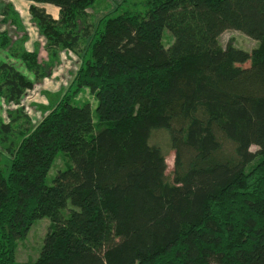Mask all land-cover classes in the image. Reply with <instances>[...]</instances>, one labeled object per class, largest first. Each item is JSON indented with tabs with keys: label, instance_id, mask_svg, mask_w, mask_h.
I'll list each match as a JSON object with an SVG mask.
<instances>
[{
	"label": "trees",
	"instance_id": "trees-1",
	"mask_svg": "<svg viewBox=\"0 0 264 264\" xmlns=\"http://www.w3.org/2000/svg\"><path fill=\"white\" fill-rule=\"evenodd\" d=\"M25 1L59 9L57 19L31 9L53 62L22 53L32 80L0 60V97L19 104L67 49L83 56L74 84L94 95L97 122L66 94L17 133L8 176L0 167V264H15L18 241L45 218L31 264H264V0H148L144 18L98 22L97 0ZM229 30L259 48L223 47ZM160 131L171 177L151 143ZM60 152L73 165L48 186Z\"/></svg>",
	"mask_w": 264,
	"mask_h": 264
},
{
	"label": "rangeland",
	"instance_id": "rangeland-1",
	"mask_svg": "<svg viewBox=\"0 0 264 264\" xmlns=\"http://www.w3.org/2000/svg\"><path fill=\"white\" fill-rule=\"evenodd\" d=\"M147 1L97 0L94 7L89 9V14L95 17L96 22L105 15L115 17L120 14L126 15L127 12L136 13L139 17L144 18L147 15L145 10ZM47 5L25 0H0V33L7 36L6 45L2 46L4 38L3 35H0V60L13 65L18 71L32 80L35 79L34 74L24 65L21 59L22 53L26 51L37 52L40 60H42V63L45 62V65L46 63L50 65L54 58V55H49L47 51L48 40L46 35L42 32L41 27L31 13L32 7L41 8L47 12L44 8ZM163 42L166 47H169V44L172 43V37L167 31L164 33ZM220 43L223 47L232 43L236 48L248 53L260 46L259 42L235 30L224 32L220 37ZM57 55L56 63L51 66H44L47 68L45 75L51 73V76H47L41 81H36L34 88L25 94L19 104H8L0 97V121L5 123L14 122L12 128L15 130L7 134L4 132L0 133V167L5 176H8L11 166V157L8 149L13 141H19L17 133L25 131L27 126L29 129L36 126L60 103L66 94L72 95L69 97L72 104L79 106L89 104L92 109L94 122H97V100L94 95L91 94L88 88H80L78 93H76L77 87L74 84L83 56H79L67 49L58 51ZM249 65L247 63L244 67H249ZM29 119L31 123L27 124ZM156 135L153 136L151 143L160 146L166 152L168 166L166 174L171 177L174 170L175 151L171 148L167 132L160 131ZM257 149V147L251 148L254 152ZM72 165L70 157L60 152L48 173L45 181L46 185H52L56 174ZM63 215L67 217L68 211L65 210ZM49 226L50 220L47 218L38 220L33 224L27 237L17 243L15 264H31L39 257Z\"/></svg>",
	"mask_w": 264,
	"mask_h": 264
},
{
	"label": "crops",
	"instance_id": "crops-1",
	"mask_svg": "<svg viewBox=\"0 0 264 264\" xmlns=\"http://www.w3.org/2000/svg\"><path fill=\"white\" fill-rule=\"evenodd\" d=\"M51 7V9H50ZM44 8L47 10V13L50 14L53 18L57 19L59 17V9L52 6V5H47L44 6ZM50 9V11H49Z\"/></svg>",
	"mask_w": 264,
	"mask_h": 264
}]
</instances>
